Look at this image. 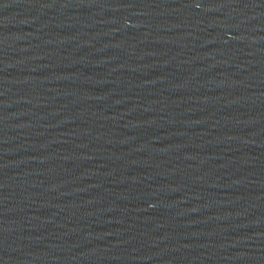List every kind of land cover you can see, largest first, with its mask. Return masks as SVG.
<instances>
[{
    "label": "water",
    "instance_id": "95a60500",
    "mask_svg": "<svg viewBox=\"0 0 264 264\" xmlns=\"http://www.w3.org/2000/svg\"><path fill=\"white\" fill-rule=\"evenodd\" d=\"M264 200V0H0V264H179Z\"/></svg>",
    "mask_w": 264,
    "mask_h": 264
}]
</instances>
